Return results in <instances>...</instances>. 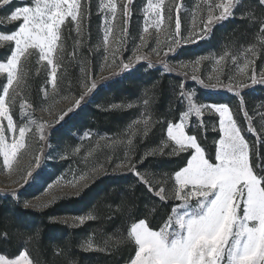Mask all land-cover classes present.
Returning <instances> with one entry per match:
<instances>
[{
	"label": "snow or ice",
	"instance_id": "obj_1",
	"mask_svg": "<svg viewBox=\"0 0 264 264\" xmlns=\"http://www.w3.org/2000/svg\"><path fill=\"white\" fill-rule=\"evenodd\" d=\"M13 3L14 0H0V6L10 7ZM88 3L89 0H23L22 4L12 8L5 18L9 22L22 21V23L10 33H0V46L10 49L6 61H0V74H6V82L0 84L2 89L0 91V159L3 170L9 174L17 171L16 165L20 156L29 150L28 140L33 130L42 145L39 154L32 155L26 169H19V179L23 183L12 181L18 184V188L10 192L14 198H17V202L18 190L28 185L41 171L42 163L47 158L45 148L53 147L49 144L50 131L75 115L86 98L91 97L99 88L110 87L117 78H124L135 71L140 62L148 61V56L141 50L151 47L150 28H154L156 34V47H152L151 51L159 56L162 48H166L165 58L170 54L175 56L185 44L211 39L215 27L232 18L235 7L242 3V0H202L193 11V22L187 35L182 31L180 16L182 3L179 0H175L174 5L167 7L166 0H147L143 7L145 26L139 37L140 43L134 49V55L127 61H124L122 56L119 59L117 57L127 42L134 0H99L98 11L104 17L101 25L102 46L106 53L101 70L107 67L115 71L98 79L92 76L91 61L86 57L77 61V53L84 45V21L88 18L85 5ZM258 4L264 8V0H258ZM173 7L175 16H173ZM121 18L123 26L118 28L116 22ZM241 18L248 19L253 25L258 23L256 43L240 50H225L218 57H213L215 74L210 75L208 79L215 80V83H205L204 79L195 74L201 61L209 60V57H199L190 62L179 61L176 69H170L166 61H158L163 63L165 71L192 66L194 74L191 79L203 88H224L233 93L239 98V112L243 113L247 125L246 128L241 126L237 113L229 104L198 102L197 92L185 90V84L181 83L177 99L185 105L186 110L180 113L179 122H167L166 139L156 148L147 150L140 160L142 163L148 156L157 153L162 155L169 147L171 148L169 156L190 153L185 166L168 177L174 181L171 195H166L167 180L158 182L160 186L157 189L145 174L137 170L136 164L132 163V154L136 147L135 138L137 136L141 139L146 138L153 125L157 123L151 119L150 114L146 115L142 112L139 118L127 126L124 130L126 139L122 136L115 139L100 136L96 148L85 157L87 162L88 157L99 148L100 141H106L105 146L112 149L122 145L125 158L117 164L113 172L121 169L131 172L161 201L170 199L178 201L158 230L152 229L146 219L141 218L130 224L126 236L116 239V245L127 242L134 245V255L130 256L126 264H264V156H257L260 162L253 163L254 145L244 135L247 132L264 140V112L258 113L261 117L258 129L243 99L244 90L264 86V68L260 69L259 74L256 71V59L258 55H264V14L257 17L254 6H250L247 12L241 14ZM69 22L73 26L71 31L75 32L77 38L73 52L68 56L71 61L80 65L82 74L80 87L84 91L75 98L70 107L61 109L52 121H37L30 111L32 105L22 95L30 77L32 58L37 57L36 64L39 65L36 69L37 73L42 69L47 70L48 79L41 89L45 98L49 96L46 87L49 83L52 95L55 97L58 95L59 80L62 78L60 69L65 53L63 29ZM3 26L7 27V25ZM161 36L165 39L162 40ZM100 46L97 45V48ZM108 53L110 56L107 55ZM231 65L236 66V74H229L227 77L229 82L225 84L221 77L226 72H231ZM148 67H153L151 61L148 62ZM18 98L21 118L28 117L26 122L21 124H17L13 117V108ZM148 103V100L144 101V105ZM133 107L131 103L109 106L111 110ZM47 110L45 108V111ZM206 113L218 114L220 136L214 141V161L207 155L198 136L188 134L186 131L191 127L189 123L191 116L198 121L197 127H202L206 132L207 125L203 122ZM3 121H6V124ZM141 125L142 131L139 127ZM213 127L216 130L215 125ZM92 135L94 134L86 131L81 139ZM79 151L80 148L77 147L72 153L65 152L60 158L76 155ZM67 171L72 173L70 179L66 178V172L44 189L45 194L50 195V199L40 204L25 201L24 207L47 208L60 200L78 198L90 186L89 181H95L107 174L104 164L91 167L90 170L81 172L79 176L75 174L77 171L75 169L69 168ZM164 175L167 177V174ZM64 185L75 191L61 192L60 195L52 194L54 189ZM120 210L118 206L117 211ZM95 218L88 213L66 218L53 217L51 220L70 226H83ZM2 238H7V234L5 233ZM108 243L109 241L106 240L105 246ZM80 248L83 251H106V247L97 245L92 236L82 241ZM59 251L57 249V253ZM0 264H35V261L27 250H20L13 258L0 254ZM69 264L76 262L69 261Z\"/></svg>",
	"mask_w": 264,
	"mask_h": 264
},
{
	"label": "trees",
	"instance_id": "obj_2",
	"mask_svg": "<svg viewBox=\"0 0 264 264\" xmlns=\"http://www.w3.org/2000/svg\"><path fill=\"white\" fill-rule=\"evenodd\" d=\"M250 6H254L257 17L264 14V8L259 6L258 0H242L234 10V16L215 27L211 39L186 46L177 56L190 59L208 52L221 54L223 44L231 43L232 48L240 50L256 43L258 23L253 25L248 19L241 18V14L247 12ZM0 32L8 30L0 28ZM263 60L264 55H258L257 62ZM181 81V77L175 74L141 64L130 75L116 79L110 87L99 88L93 95L92 102L80 109L67 126L70 129L84 128L126 139L124 130L136 117L139 109L133 107L111 110L108 105L148 100L146 111L157 123L146 138H135L132 163L136 164L139 172H148L153 179H159L164 174L169 176L185 166L190 153L178 156H169V152L162 155L157 153L148 156L142 163H137L147 150L156 148L164 139L166 123L175 122L183 111V106H178L176 101ZM254 91V97L260 104H264V86H257ZM207 101L219 102L212 98ZM224 102L237 113L241 126L246 128L239 108L237 110L230 100ZM188 131L198 136L207 155L214 160V141L219 133L208 134L202 127L196 132L190 127ZM244 135L254 145L253 163H259L257 156H264V144L257 143L253 134L245 132ZM212 136L215 139H210ZM108 152L116 158L125 157L122 145L115 149L108 148ZM150 182L158 189V184ZM89 185L80 197L60 200L41 211L25 208L19 197L17 202V198L11 194L0 193V253L14 257L20 250H27L35 264H69V261H75L76 264H126L130 256L134 255V245L131 242L116 245V239L126 236L129 225L141 218L146 219L152 229H158L174 204L171 200L161 201L155 197L133 173L125 170H108L107 174ZM24 193L26 197L30 196L28 192ZM118 206L120 211H117ZM88 213L96 218L83 226H70L51 220L53 217L66 218ZM5 233L7 238H2ZM89 236L100 247H106V251H83L80 244ZM106 240L109 241L107 246L104 244ZM57 249L60 250L59 253Z\"/></svg>",
	"mask_w": 264,
	"mask_h": 264
},
{
	"label": "rangeland",
	"instance_id": "obj_3",
	"mask_svg": "<svg viewBox=\"0 0 264 264\" xmlns=\"http://www.w3.org/2000/svg\"><path fill=\"white\" fill-rule=\"evenodd\" d=\"M22 2L23 0H14V3L10 7L0 6V20H2V24H0V28L2 30H8V32L10 33L11 31L16 30L18 28L19 23H22V21L9 22L7 19H5L7 15L11 12L12 8L16 6H20ZM174 2L175 0H166V7L167 5H174ZM179 2L182 3V9L180 11V16L182 19V31L184 35H187L193 22V11L196 8L197 4L202 3V0H179ZM146 3L147 0H134V3L132 5V15L129 19V26H128L129 34L127 37V42L124 44L122 52L118 54L117 57L118 59L122 56L123 60L127 61L130 57L134 55V49L136 48L137 44L140 43L139 37L145 26L143 7ZM98 4H99V0H89V3L85 5V7L88 10V18L84 21V25H85V33L83 36L84 45L82 49L77 53V61L85 57L87 58V60L91 61L90 70L92 72V76L94 79H98L100 76H106L109 72L115 71V69L107 68V67H105L103 71L101 70V64L104 62L106 53L102 46L103 32L101 25L104 17L103 14L98 11ZM238 6L235 7V9L238 8ZM175 14H176L175 9L173 7V16H175ZM116 23L118 28L122 27L123 26L122 18ZM3 25H7V27H4ZM72 27L73 26L69 22L68 26L63 29V35L65 37V53H64V60L61 62L62 68L60 69L62 78L59 80V91H58V95H56L55 97H53L52 95V88H51V84L49 83L46 85L49 96L48 98H45L44 93L41 89L42 86H45V83L48 79L47 70L42 69L39 73H37L36 69L37 67H39V65L36 64L37 57L34 56L32 58V63L30 66V77L28 78L27 81V87H25L22 91V95L32 105V109L30 111L32 113V116L37 121H52L53 119L56 118L57 113L61 109H67L68 107H70L71 104L74 102L75 98H77L80 95V93L84 91V89L80 87V79L82 78V74L80 72V65L78 62L71 61L68 56L69 53L73 52L74 42L77 38L75 32L71 31ZM172 28L174 29V19L172 22ZM149 31L152 33V38L149 40L151 47L141 50L143 54L148 56V61H142L137 66L141 64H146L148 66V62L151 61L153 67L150 68H159L163 72L172 73L181 77L182 79L181 82L185 84V90L188 91L195 90L197 92L198 102H208L207 100L209 98L219 100V102L217 103H225L224 102L225 100H230L238 110L239 98L235 96L233 93L228 92L224 88L205 89L202 86H200L196 81H193L191 79L192 75L194 74L192 66L174 71H165L163 67V63H158V61H166L170 69H176L177 63L179 61L190 62L196 60L199 57H209V60L201 61V64L199 65L195 74L198 75L201 79H204L205 83H215V80L210 81L208 77L210 75L215 74L214 72L215 65H214V60L212 58L218 57L220 54H216L214 52H208L205 54L196 55L195 57L190 59L181 58L178 57L177 55L173 56L170 54L167 58H165L164 51H166V48H162L160 55L158 56L151 51L152 47H156L155 29L150 28ZM161 39L163 40L165 38L161 36ZM198 42L185 44L182 48L189 45H194ZM97 45H101V46L97 48ZM12 46L14 47V45ZM232 46L233 45L231 43L223 44L221 47L222 49L221 54L225 50H229V51L239 50L238 48H232ZM0 49H2V58L0 59V61H6L7 55L10 54V49L4 48V46H0ZM89 49H91L92 51L90 52ZM107 55L110 56V53H108ZM240 63L241 64L243 63L242 59ZM229 64H231V61H229ZM261 68H264V60L257 62L256 59L257 74H259ZM229 74H233V75L236 74L235 65H231V72H226L221 77L223 83L227 84L229 82L227 78ZM250 74L251 73H249V75ZM236 78L238 79L239 76H237ZM5 82H6V74H0V84ZM254 89L244 90L243 99L246 102V108L249 112V115L253 116L254 118L255 127L259 129L261 117L258 115V113L264 112V104H260L259 100L254 97L255 96L253 95ZM0 91H2V89H0ZM94 94H92L91 97L86 98L85 103L78 109V111L87 104L92 102L93 100L92 97ZM63 97H67V98L65 99ZM176 101H178L177 103L178 106H183V111L186 110L184 104H181V102L177 99ZM128 103L133 104L135 108L139 109L136 117L132 119L131 122L139 118L142 112L145 113L146 115L149 114L146 111L147 109L145 108L146 105H144V101L143 102L127 101L122 104H128ZM19 104H20V100L18 98L13 108V117L14 120L17 122V124L24 123L28 119L27 116L21 118ZM112 104H121V103H110L108 105V108ZM45 108H47L48 110L45 111ZM239 114L243 119V113L239 112ZM73 116H70L65 120V122L56 126L53 130L50 131L49 144H51L53 147L45 148V153L47 154V158L42 163L41 171L34 177V179L28 185L18 190L19 191L18 197L19 199L22 200L23 204L25 201H30L32 204H40L50 199V195L45 194L44 189L47 187L49 183L56 181L58 177H60L62 174H65L66 172H67L66 178L70 179L72 173L67 171L69 168L77 170L75 174L79 176L81 172L88 171L90 170L91 167H95L99 164H104L108 171L115 169L117 164H120L122 161H124L125 157L116 158L112 156L108 152V147L105 146L107 142L100 141L99 148L96 151H94L93 155L91 157H88L87 162H85V157L87 156V154L96 148L100 136H107L113 139H115L116 136H109L100 132H96L84 128L70 129L67 125L70 119L73 118ZM179 116L175 122H179ZM203 122L207 125L208 134L209 132H212V134H215V132L219 133L218 114L209 115L206 113L205 117L203 118ZM3 123L6 124V121H3ZM189 123L191 124L192 131L196 132L197 129L199 128L197 127L198 121L196 120V118L190 116ZM214 125L216 130H214L213 127ZM245 126L247 127L246 123ZM139 127L142 130V125ZM166 127H167V123L164 128L165 137L163 140L166 139ZM189 129L190 127L186 131L188 134H191L188 131ZM86 131L91 132L94 135L82 140L81 137H83ZM255 138L257 143H259L260 145L264 144V140H260L257 137ZM210 139H215V137L212 136ZM217 139H219V137L216 138L215 140ZM28 144H29V150L26 153H23L18 160V163L16 165L17 171H14L11 174L4 171L2 168V159H0V193L10 194L12 189H17L18 184L13 183L12 181L16 180L19 183H23V181L19 179L20 177L19 169H26L28 165V161L30 160L32 155L39 154V150L42 145L40 142H38V137L36 136L34 130L31 136L29 137ZM77 147L80 148L78 154L68 155L64 159L60 158V156L64 155L65 152L72 153V150ZM170 151H171L170 147L165 150V152H170ZM214 158H215V151H214ZM137 164H140V161ZM118 171H123V169ZM143 174L146 175L147 179L150 178V181L158 184L157 187L160 186L158 182H163L167 180L165 186L168 189V191L166 192V195H171L174 181L168 179V177H171L173 173L167 177L165 175H162L159 179H153L152 177H150L148 172H144ZM92 182L93 181H89L88 183L91 184ZM72 191H75V189L67 185H64L62 187H58L54 189L52 194L60 195L61 192H72ZM24 192H28L30 196L26 197L25 196L26 193ZM170 200L174 203L173 206H175L178 203V201H175L174 199H170ZM29 208L35 209L37 211H41L45 209V208H34V207H29ZM158 229H154V230H158ZM9 258H13V257H9Z\"/></svg>",
	"mask_w": 264,
	"mask_h": 264
}]
</instances>
